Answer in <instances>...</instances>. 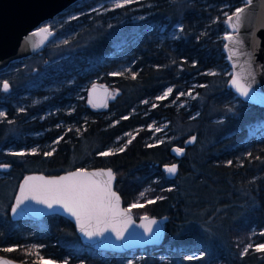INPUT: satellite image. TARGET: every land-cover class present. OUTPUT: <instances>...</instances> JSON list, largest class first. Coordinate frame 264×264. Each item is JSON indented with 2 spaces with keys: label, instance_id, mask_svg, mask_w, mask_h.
<instances>
[{
  "label": "trees",
  "instance_id": "trees-1",
  "mask_svg": "<svg viewBox=\"0 0 264 264\" xmlns=\"http://www.w3.org/2000/svg\"><path fill=\"white\" fill-rule=\"evenodd\" d=\"M98 1L77 0L49 19L57 34H71L0 71V164H9L0 188L14 187L0 200V254L33 264H264L255 251L264 243V106L226 85L223 50L225 18L243 0H135L92 11ZM138 4L143 16L121 21ZM70 12H79L78 26L54 25ZM95 81L114 90L102 108L86 102ZM158 121L166 133L151 139L147 126ZM176 160L169 178L164 165ZM97 166L113 168L123 204L138 205L136 219L168 215L160 243L97 250L63 215L12 217L25 173Z\"/></svg>",
  "mask_w": 264,
  "mask_h": 264
},
{
  "label": "water",
  "instance_id": "water-1",
  "mask_svg": "<svg viewBox=\"0 0 264 264\" xmlns=\"http://www.w3.org/2000/svg\"><path fill=\"white\" fill-rule=\"evenodd\" d=\"M77 0H0V71L4 70L12 60L21 59L43 49V47L55 35V29L47 23L59 12L67 8ZM237 8H243L240 14L238 31L234 30L235 17L228 22V16H232ZM235 10L227 14L225 23L227 32L223 35V50L231 74L226 85L242 100L264 106V0H252L251 4H246V0ZM49 27V32L39 36L32 35L42 27ZM231 35L232 40L225 39ZM240 78V82L248 88V96H243L233 85L234 78ZM112 87L102 81H95L87 90L86 102L97 108L106 105ZM194 136L186 142H193ZM183 152L185 150L182 147ZM174 151V149H173ZM176 153V152H175ZM177 154V153H176ZM181 154V153H180ZM177 154V155H180ZM176 165V173L166 171L169 178H174L178 173V161H172L164 165ZM9 164H0V169L8 168ZM84 169L89 172L112 170L114 179L112 180V190L120 197V208L128 209L122 201V197L115 189V172L110 166L97 167H76L59 173L47 174L39 171H29L20 180L12 205L11 215L15 219L38 220L42 217L57 213L68 218L74 225L81 242L97 250L124 252L132 248L142 247L148 244H158L163 240L165 223L168 215L143 214L136 219L130 209V223L126 225L123 239H117L115 232L108 227V230L100 236L88 237L79 230L75 217H72L61 206L54 205L48 208L44 204H39L34 200H25L19 207H16L17 197L20 195V187L28 176H44L54 178L67 175L70 172ZM106 179V177H105ZM16 208L15 213L12 211ZM147 217L148 219H144ZM149 220H155V224L149 225ZM123 227L124 225H120ZM146 227H151L152 231H146ZM0 260H7L9 264H33L30 262L11 258L0 254Z\"/></svg>",
  "mask_w": 264,
  "mask_h": 264
},
{
  "label": "snow or ice",
  "instance_id": "snow-or-ice-1",
  "mask_svg": "<svg viewBox=\"0 0 264 264\" xmlns=\"http://www.w3.org/2000/svg\"><path fill=\"white\" fill-rule=\"evenodd\" d=\"M131 0H125V3ZM252 0H246V4H251ZM123 4L117 3L116 7H122ZM244 11L243 8H237L232 16H228V22L231 23L235 17L236 23L233 24L234 30L238 31L240 23V14ZM49 32V27L45 26L35 31L32 35L39 36ZM225 39L232 40L233 37L228 35ZM133 78H135L133 76ZM233 85L243 96H248V88L240 82V78L233 79ZM8 83L5 81L3 89L8 90ZM172 93L169 88L163 96L157 99H164ZM184 95V93H180ZM190 95V93H189ZM4 113L0 112V116ZM127 119V117H124ZM159 131V129H157ZM134 138V137H133ZM194 139V138H193ZM131 143V140L128 141ZM123 151V148L118 149ZM177 154L183 152L181 148H175ZM114 152L104 151L100 152L101 156L114 155ZM13 155H24V153H13ZM45 155H52L51 152ZM231 163V162H230ZM166 171L169 173H176V165L166 166ZM106 177V179H105ZM114 175L111 169L107 171L89 172L84 169H79L70 172L67 175L46 178L44 176H28L25 178L23 185L20 187V195L17 197L16 207H19L25 200H34L39 204H44L48 208H53L54 205L61 206L72 217H75L79 230L88 237L103 235L108 227L115 232L117 239H123V233L126 231V225L130 223L129 212L131 208H136L138 205L133 203L128 209L120 208V197L112 190L111 184ZM141 197L145 193L140 194ZM154 200H149L148 203H154ZM143 207V205H139ZM12 211L15 213L16 208ZM144 219H148L144 217ZM155 220H149V225L155 224ZM120 225H124L121 227ZM146 231L151 232V227H146ZM264 235V233H261ZM249 247H252L249 245ZM5 251H14L12 248L5 249ZM255 251L264 253V243L255 245ZM247 248L245 249V254ZM43 261L44 258L40 257ZM0 264H9L7 260H0ZM44 264H52L50 261H44ZM67 264V261L64 262Z\"/></svg>",
  "mask_w": 264,
  "mask_h": 264
},
{
  "label": "rangeland",
  "instance_id": "rangeland-1",
  "mask_svg": "<svg viewBox=\"0 0 264 264\" xmlns=\"http://www.w3.org/2000/svg\"><path fill=\"white\" fill-rule=\"evenodd\" d=\"M135 1V0H131ZM131 2L125 3V0H99L98 2H96L93 6H92V11H96V12H105L108 9H112L116 7L117 3L120 4H130ZM142 4H138V5H133V6H129L128 11L126 13H129L128 15L125 14V16L121 19L122 20H136L139 17L143 16V13L140 12L138 9L139 7H141ZM119 16V13L116 14H112V16H110L109 20L115 21ZM68 19H73L75 21V24L78 26L81 23V18L79 17V12H70L69 14L61 17L59 19L58 22H62V23H55L59 24V25H63L64 22H66ZM50 24V23H48ZM57 26V25H56ZM53 29H55V31L57 30L55 27H53ZM71 34V31L69 29H64L63 32H61L60 34L55 32V35L53 36V38L49 41L50 43H56L59 42L61 40H63L65 37L69 36ZM48 42V43H49ZM167 91V90H166ZM165 91V92H166ZM113 88L110 91V96L109 98H111V96L113 95ZM164 92V93H165ZM165 122H153L150 123L147 128L150 130V138L151 139H157L160 137H163V135L166 133L165 131ZM157 129H159V131H157ZM130 133H127V135H129ZM192 137V134H189L185 137L184 140L189 139ZM14 187L12 186V184H8L3 186L2 188H0V200L3 199V204L7 201H9V199L12 196ZM16 193V191H15Z\"/></svg>",
  "mask_w": 264,
  "mask_h": 264
}]
</instances>
